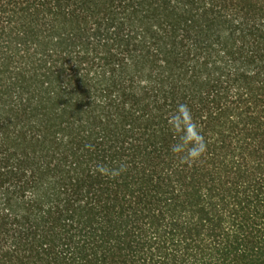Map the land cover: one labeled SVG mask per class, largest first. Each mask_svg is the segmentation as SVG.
I'll return each instance as SVG.
<instances>
[{
  "label": "trees",
  "instance_id": "16d2710c",
  "mask_svg": "<svg viewBox=\"0 0 264 264\" xmlns=\"http://www.w3.org/2000/svg\"><path fill=\"white\" fill-rule=\"evenodd\" d=\"M0 264H264V0H0Z\"/></svg>",
  "mask_w": 264,
  "mask_h": 264
}]
</instances>
